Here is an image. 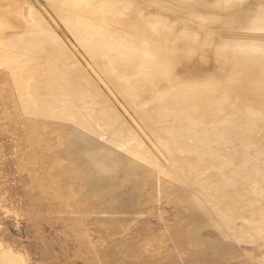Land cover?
<instances>
[{"label": "rangeland", "instance_id": "1", "mask_svg": "<svg viewBox=\"0 0 264 264\" xmlns=\"http://www.w3.org/2000/svg\"><path fill=\"white\" fill-rule=\"evenodd\" d=\"M129 1L158 12L157 0ZM218 1L234 13L253 0ZM40 2L13 10L23 27L48 36L51 24L32 10ZM175 17H166L168 34L181 20L210 40L226 29L207 13ZM2 27L0 264H264V148L242 143L235 126L216 133L206 124L244 120L249 103L217 85L208 119L156 121L150 107L169 85L153 69L119 71L103 41L80 39L106 66L96 76L68 46L49 55L28 33L12 37Z\"/></svg>", "mask_w": 264, "mask_h": 264}, {"label": "bare ground", "instance_id": "2", "mask_svg": "<svg viewBox=\"0 0 264 264\" xmlns=\"http://www.w3.org/2000/svg\"><path fill=\"white\" fill-rule=\"evenodd\" d=\"M20 1L0 0V16L10 17L0 25H4L2 30L9 36L28 33L29 38L41 41L49 55H54L62 45H66L69 58L84 68L89 67L96 76H102L106 66L97 55L90 56V48L80 39L99 38L103 41L104 51L111 55V63L119 71L135 75V71L153 69L166 80L164 83H170H167V88L161 82L159 89H167H162L165 92L157 96L158 99L154 97L156 100L150 107L151 118L156 121L168 116L173 123L182 117L197 119L200 123L201 119H208L218 109L213 110L212 94L222 92V88L228 89L226 93L223 90L229 94L227 99L237 94L252 108H245L244 120H240L241 116L238 119L223 118L224 121L218 125L211 120L206 123L208 128L221 133L226 130L225 125L235 126L242 130L236 129L241 133L236 131L241 135L238 137L242 143L256 142L258 147L264 148V108L255 104L258 99L264 102V8L257 7L256 0L238 7L242 9L234 13L218 0L207 5L201 3L202 0H157L155 9L158 12L149 13L131 7L129 0H33L41 1L32 6L35 19L43 17L39 23L51 24L48 36H44L39 28L28 30L22 26L19 10L18 14L13 10ZM46 8L50 9L47 16ZM166 10L170 14L163 16ZM188 12L198 16L207 13L211 22L223 21L226 29L218 31L211 40L207 34L192 33L188 29L192 26L185 24L190 22L188 20L177 21L180 26L172 34L165 31L168 28L166 17L174 20L178 19L175 17L177 13ZM56 16H61L66 24L59 26ZM217 85H222V88L218 89ZM158 86L160 94L162 90ZM252 114H258L260 119ZM116 119L117 113H111V121Z\"/></svg>", "mask_w": 264, "mask_h": 264}]
</instances>
